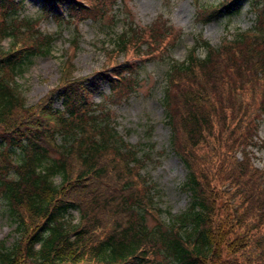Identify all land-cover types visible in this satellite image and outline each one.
<instances>
[{
	"label": "trees",
	"instance_id": "obj_1",
	"mask_svg": "<svg viewBox=\"0 0 264 264\" xmlns=\"http://www.w3.org/2000/svg\"><path fill=\"white\" fill-rule=\"evenodd\" d=\"M63 1L43 0L45 13L63 17L56 6ZM112 1L84 7L66 0L67 15L102 16ZM239 1L200 4L197 14L207 20L234 12ZM21 3L0 0V38L11 40L0 44V199L17 231L9 245L0 244V264H264V170L246 151L264 113V0H255L250 28L217 45L197 38L204 55L194 47L167 71L162 103L189 201L171 220L155 216L152 224L144 160L105 104L135 89L136 71L108 56L116 77L102 68L88 83L66 64L58 83L26 104L14 73L49 49L53 36L38 29L37 18L16 13ZM169 31L166 23L146 31L130 22L114 49L134 44L138 53H160ZM141 42L146 46L137 48ZM100 78L112 92L96 103L88 95Z\"/></svg>",
	"mask_w": 264,
	"mask_h": 264
},
{
	"label": "rangeland",
	"instance_id": "obj_2",
	"mask_svg": "<svg viewBox=\"0 0 264 264\" xmlns=\"http://www.w3.org/2000/svg\"><path fill=\"white\" fill-rule=\"evenodd\" d=\"M219 1L113 0L102 16L80 18L75 15L69 18L64 0L59 6L63 17L59 18L45 13L43 0H22L16 11L25 18H37L38 29L53 36L49 49L30 56L24 61L22 70L14 73L26 104L34 103L56 85L66 64L73 75L87 76L84 82L88 83L93 72L109 68L113 59L126 64L130 62L129 73L136 71L138 82L135 89L120 100L106 101L105 104L118 133L125 142L137 148L144 160L140 171L147 176L155 206V210L147 215L149 224L156 217L171 220V214L184 210L189 201L188 193L182 187L186 167L171 146L170 127L165 120L166 110L162 103L167 71L172 63L183 60L194 47L197 55H204L203 47L195 43L197 38L220 44L232 38L238 30L250 28L256 18L255 0H240L234 12H221L207 20L199 17L200 4L211 9ZM130 22L133 27H144L142 29L146 31L151 25L166 23L170 27L171 40L160 53L154 49L143 51L146 42L137 47H142V53L135 50L134 44H130L127 51L115 50L114 41L120 32L128 30ZM10 43L9 37L0 38L4 47ZM107 72L114 71L109 68ZM111 92L108 83L100 78L97 88L88 96L93 102H104ZM53 105L61 107V99L54 97ZM256 122L255 142L246 151L253 164L264 170V113L256 116ZM238 154L241 156L240 152ZM54 179L58 181L59 176ZM71 213L76 221L77 210L73 209ZM16 236L15 223L5 200L0 199V244L9 245Z\"/></svg>",
	"mask_w": 264,
	"mask_h": 264
}]
</instances>
